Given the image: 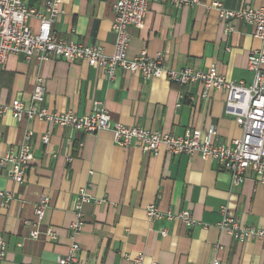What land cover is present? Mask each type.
I'll use <instances>...</instances> for the list:
<instances>
[{
    "label": "crops",
    "instance_id": "1",
    "mask_svg": "<svg viewBox=\"0 0 264 264\" xmlns=\"http://www.w3.org/2000/svg\"><path fill=\"white\" fill-rule=\"evenodd\" d=\"M24 1L41 9L48 0ZM221 1L230 10L264 6V0ZM115 3L62 0L63 14L54 24L58 38L113 54ZM30 24L38 28L36 19ZM232 25L233 32L227 34L216 11L151 2L145 28H128V58L142 51L151 57L162 53L171 69L207 71L215 66L231 83L250 85L254 74L248 70V57L263 43L252 25ZM39 77L46 88L44 105L51 111L88 114L98 101L114 122L125 126L180 137L190 130L204 136L215 127L226 145L243 136L236 118L226 112L222 90L200 83L178 86L165 78L145 80L122 69L110 81L103 69L84 61L27 63L13 55L0 66V103L29 104ZM28 132L33 133V158L25 183L17 184L8 178L7 169H0V191L13 195L9 207L0 204V232L7 241L3 264H58L71 245L69 227L82 191L90 198L83 206L85 225L78 237L82 262L133 264L144 255L143 264H210L215 259L221 264H264V243L239 242L220 227V210L226 207L242 225L264 229V187L252 175L236 186L215 160L165 152L153 157L137 143L119 146L110 131L93 135L45 121H17L11 113L0 117V149L18 151ZM44 135L51 137L48 145L41 141ZM43 196L50 203L38 225L35 207ZM154 204L162 213L188 209L198 224L188 229L180 221H150L147 209ZM36 229L40 236L32 239L30 232ZM49 230L55 239L47 236Z\"/></svg>",
    "mask_w": 264,
    "mask_h": 264
},
{
    "label": "built area",
    "instance_id": "2",
    "mask_svg": "<svg viewBox=\"0 0 264 264\" xmlns=\"http://www.w3.org/2000/svg\"><path fill=\"white\" fill-rule=\"evenodd\" d=\"M151 2L170 3L179 9L185 7H203L207 12L216 11L219 19L226 26L227 34L233 32L232 23L243 21L252 25L255 37L261 40V49L252 51L248 57V70L254 74L253 82H230L220 75L212 66L207 71L184 68L181 70L169 68L162 53L154 57L147 51H142L133 59L128 58L130 35L128 28H145V20ZM115 20V50L109 55L103 48L78 44L58 38L54 24L63 14L62 0H48L41 9L29 6L24 0H0V66L6 65L13 55H21L27 63H41L50 59H60L69 62L84 61L90 66L101 68L107 78L112 81L116 71L122 69L129 74H140L145 80L165 78L178 86L202 84L207 89L222 90L226 93V112L236 118V124L241 127L243 136L234 140L231 145L222 143L215 127L208 129L205 135L199 130H190L184 136L172 133L145 129L138 126H125L114 122L110 113L101 102L96 101L91 113L77 114L73 111L60 113L51 111L45 103L46 88L43 79L37 78L29 104L14 100L10 104L0 103V117L11 113L20 121H45L51 125L70 127L79 132L97 134L110 131L114 141L121 147L129 148L137 143L143 152L157 157L161 152L171 156H198L203 160H215L220 168L230 173L233 185L243 184L250 175L256 183L264 187V6L259 8L246 7L241 10H230L221 0L203 2L202 0H116L113 6ZM36 19L38 28L33 29L30 21ZM32 132L25 135V142L18 151H2L0 149V169H7L8 178L19 185L26 181L33 158V148L30 144ZM44 145L51 142L49 135L41 137ZM13 195L0 191V204L9 207ZM90 202L84 191L75 205V221L70 224L71 245L68 253L57 259L58 264H100L89 261L82 262L79 258L81 246L78 242L85 225L83 206ZM50 199L43 196L35 207L37 224L43 223L49 208ZM222 220L220 227L233 239L244 242L256 240L264 243V229L247 227L237 219L230 217L226 207L220 210ZM150 221L166 219L169 222L180 221L188 229L196 226L190 210L179 213H162L157 205L147 209ZM167 229L161 231L162 237L167 236ZM40 236L38 229L30 232L32 239ZM47 236L55 239L56 234L49 230ZM7 255V241L0 232V264ZM144 255H139L133 264H143ZM210 264H221L215 259Z\"/></svg>",
    "mask_w": 264,
    "mask_h": 264
}]
</instances>
